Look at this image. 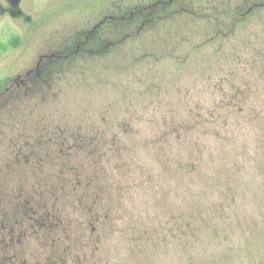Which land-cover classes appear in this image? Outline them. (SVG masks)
<instances>
[{
	"label": "rangeland",
	"instance_id": "374dc122",
	"mask_svg": "<svg viewBox=\"0 0 264 264\" xmlns=\"http://www.w3.org/2000/svg\"><path fill=\"white\" fill-rule=\"evenodd\" d=\"M105 1L0 0V216L60 217L5 264H264V0L107 21L1 93Z\"/></svg>",
	"mask_w": 264,
	"mask_h": 264
},
{
	"label": "flooded vegetation",
	"instance_id": "af4514ba",
	"mask_svg": "<svg viewBox=\"0 0 264 264\" xmlns=\"http://www.w3.org/2000/svg\"><path fill=\"white\" fill-rule=\"evenodd\" d=\"M15 5L14 15L19 13L18 5L21 0H10ZM112 0H106L104 4L106 6L100 11L99 6H97V15L92 19H85L86 17H81L82 25L75 28V34L70 35L72 37L69 41H65L62 44L53 47L50 45L45 49H69L67 53L64 51H55L53 53L41 54L36 65L31 67L26 72H20L5 80V87L2 89L1 93H5L11 88L22 84L23 82L29 80L32 75L39 74L46 66H48L54 59L67 58L69 55L74 54L78 49L86 48V44L97 39L100 34L101 28H103L108 21L110 25L112 22L121 21H135L141 20L145 21L146 18L152 16V14L161 7L169 6L174 0H154L150 3H145L146 0H140V3H121L119 5L110 6ZM110 44V43H109ZM108 44V45H109ZM3 84V83H2ZM11 85V86H10Z\"/></svg>",
	"mask_w": 264,
	"mask_h": 264
},
{
	"label": "trees",
	"instance_id": "16d2710c",
	"mask_svg": "<svg viewBox=\"0 0 264 264\" xmlns=\"http://www.w3.org/2000/svg\"><path fill=\"white\" fill-rule=\"evenodd\" d=\"M255 5L246 12L249 13ZM81 182L74 183L78 187ZM75 187V188H76ZM48 203L37 200L32 203L29 198H19L12 208L4 211L0 216V264L10 262L14 247L25 236L52 229L60 223L57 215L58 204L55 198L49 199ZM83 200V198H82ZM10 253V255H9Z\"/></svg>",
	"mask_w": 264,
	"mask_h": 264
},
{
	"label": "water",
	"instance_id": "95a60500",
	"mask_svg": "<svg viewBox=\"0 0 264 264\" xmlns=\"http://www.w3.org/2000/svg\"><path fill=\"white\" fill-rule=\"evenodd\" d=\"M258 5H263V4H258ZM11 86V85H10Z\"/></svg>",
	"mask_w": 264,
	"mask_h": 264
}]
</instances>
